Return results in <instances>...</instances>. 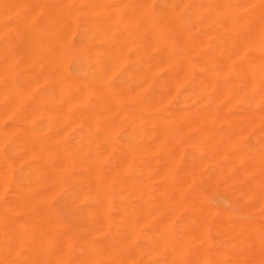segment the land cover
<instances>
[{"label": "bare ground", "instance_id": "6f19581e", "mask_svg": "<svg viewBox=\"0 0 264 264\" xmlns=\"http://www.w3.org/2000/svg\"><path fill=\"white\" fill-rule=\"evenodd\" d=\"M263 205L264 0H0V264H264Z\"/></svg>", "mask_w": 264, "mask_h": 264}, {"label": "rangeland", "instance_id": "374dc122", "mask_svg": "<svg viewBox=\"0 0 264 264\" xmlns=\"http://www.w3.org/2000/svg\"><path fill=\"white\" fill-rule=\"evenodd\" d=\"M188 134L191 135V134H193V132H188ZM234 134L236 135V133H234ZM234 134L232 136H234ZM241 136H242V139L240 140V142L238 144L239 147L242 144L245 145V144L250 143L251 138H253L254 135H253V132H248L247 134H244ZM245 138H246V140H245ZM189 152H190V150L188 148L185 149L184 156H186ZM207 178L205 175H203V176H200V178L195 179L193 182V188L196 191H188V193H190V192L196 193L195 196H198V194H200L198 197H200L201 200H204L205 204L210 203L209 205H211L217 209L225 210L229 214V216L233 219H250L251 220V219L256 218V215L253 214L252 211L248 210L245 203H243V205H242L243 207H239L238 205H236V203H239L240 200L237 197L234 198L233 196H231L228 193V191L226 190V189H228V184L226 183L225 179L222 178V179L217 180L216 182H212V180L210 178H208V179ZM202 179H204V180H202ZM205 180H206V182H205ZM188 193L186 192L187 196L192 195V194H188ZM230 198H232V200ZM49 199L50 200H48V204L54 209L57 219L63 221L66 224V227H65L66 233H70V234L77 233L79 230H78V228H75V226H74V224H75L74 216L68 211V209L66 207H62L59 204V200H58L57 196H52ZM237 199L239 201H237ZM234 202H236V203H234ZM261 209L264 212V205L261 207ZM187 214H188V212L186 211L185 208L180 210V214L178 213L177 214L178 216L173 217V220H172L173 225L178 227L179 222L181 223L182 219ZM183 233H184L183 236H185V233L186 234L188 233L187 236L184 237V239L188 238L190 235L189 232H187V231H184ZM208 236L211 239L214 238L211 234H209ZM85 240H86V238H83L81 236L74 238L72 240L73 243H72V241H70L71 243H69V250H71L69 252H71V254H73V255L81 256V254H82L81 249H83V250L86 249L87 241H85Z\"/></svg>", "mask_w": 264, "mask_h": 264}]
</instances>
